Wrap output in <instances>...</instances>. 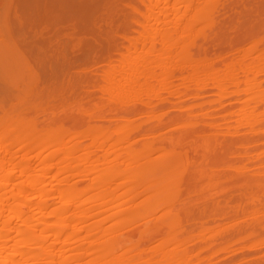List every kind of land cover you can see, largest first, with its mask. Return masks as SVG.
<instances>
[{
  "label": "bare ground",
  "instance_id": "obj_1",
  "mask_svg": "<svg viewBox=\"0 0 264 264\" xmlns=\"http://www.w3.org/2000/svg\"><path fill=\"white\" fill-rule=\"evenodd\" d=\"M0 264H264V0H0Z\"/></svg>",
  "mask_w": 264,
  "mask_h": 264
}]
</instances>
